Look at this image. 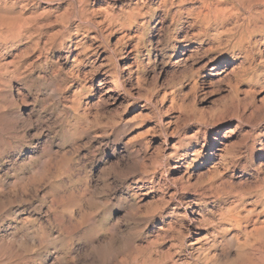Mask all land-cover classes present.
<instances>
[{
    "label": "rangeland",
    "instance_id": "374dc122",
    "mask_svg": "<svg viewBox=\"0 0 264 264\" xmlns=\"http://www.w3.org/2000/svg\"><path fill=\"white\" fill-rule=\"evenodd\" d=\"M1 9L0 264H264V0Z\"/></svg>",
    "mask_w": 264,
    "mask_h": 264
},
{
    "label": "bare ground",
    "instance_id": "6f19581e",
    "mask_svg": "<svg viewBox=\"0 0 264 264\" xmlns=\"http://www.w3.org/2000/svg\"><path fill=\"white\" fill-rule=\"evenodd\" d=\"M215 10H216L215 13H216L217 16L221 15V17H223L222 15L224 14L225 10L224 11H223V9H215ZM9 15L10 14L7 15L2 9L0 10V40L1 41L6 40V38H8L9 36L10 37L11 36L14 37V36L18 35L19 34V30L25 24V22H24L25 18H21L20 15H17V17H16V15L14 17L13 16H9ZM224 16H226V15H224ZM19 18H21L23 20L19 21ZM10 39H12V38H10ZM0 66H2V65H0ZM1 72H2V69H1ZM0 81H2V80H0ZM1 84L2 83H0V86H1ZM262 149L264 150V146H262ZM261 154H262V157H263L264 156V151H262Z\"/></svg>",
    "mask_w": 264,
    "mask_h": 264
}]
</instances>
